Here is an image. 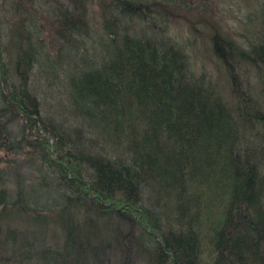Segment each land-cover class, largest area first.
Instances as JSON below:
<instances>
[{"label":"trees","instance_id":"trees-1","mask_svg":"<svg viewBox=\"0 0 264 264\" xmlns=\"http://www.w3.org/2000/svg\"><path fill=\"white\" fill-rule=\"evenodd\" d=\"M72 1L53 49L26 16L0 28V264H264V102L243 71L264 86V0L248 46L205 34L230 99L169 33L188 0Z\"/></svg>","mask_w":264,"mask_h":264},{"label":"rangeland","instance_id":"rangeland-1","mask_svg":"<svg viewBox=\"0 0 264 264\" xmlns=\"http://www.w3.org/2000/svg\"><path fill=\"white\" fill-rule=\"evenodd\" d=\"M20 4L25 7L22 6V9ZM73 5L72 0H0V28L5 31L7 27L15 22V19L26 16L28 24H35L33 27L40 30V36H42L41 38L46 47L53 49L60 43L56 30L58 27L55 18L56 13L58 16L62 7L70 9V18H74L77 9L83 12L79 6L75 7ZM94 5L96 6V4ZM94 5L88 2L84 15L88 20L85 21L92 32L89 33L90 37L86 39L90 43L93 41L94 46L97 48V46H100L102 39H100V33H98L97 26L94 25L92 20V16L96 18L95 21L98 19L97 6L95 8ZM171 8L175 10L176 16H172L169 20V26H167L169 33L174 34L180 41L187 42L189 47L185 46L186 49H193L197 52L199 63H203L206 72L211 73L212 79L220 84L223 95H227V98L230 99L225 75L221 67L214 64V56L206 45L205 34L211 31L213 27H217L222 34H226L248 46L250 42L258 39L257 35L253 34L258 32L260 27L258 20L261 0H188V3L172 5ZM193 50L190 51L191 54H193ZM35 69L37 73L35 72L36 74L31 77L34 84H30V88L36 92L43 101V107L49 110L50 113L56 116L65 114L64 109L59 104L60 102L65 104L64 97L60 95V89L63 85L62 80L54 78V81L51 82L48 76L42 75L43 72L38 67ZM243 71H246L254 94L264 102V86L261 84L255 68L248 64V66H244ZM52 194L55 195V191ZM207 199H209V196L202 202V210L207 206ZM209 209L213 211L215 207L209 206ZM203 216L205 217L204 214Z\"/></svg>","mask_w":264,"mask_h":264},{"label":"bare ground","instance_id":"bare-ground-1","mask_svg":"<svg viewBox=\"0 0 264 264\" xmlns=\"http://www.w3.org/2000/svg\"><path fill=\"white\" fill-rule=\"evenodd\" d=\"M177 0H175V2H176ZM184 1V0H183ZM177 2H179V1H177ZM181 2V1H180ZM260 15V14H259ZM260 17V16H259ZM259 23H260V21H259ZM86 37V36H85ZM212 37V36H211ZM86 38H88V36L86 37ZM211 40V39H210ZM211 44V43H210ZM225 69V68H224Z\"/></svg>","mask_w":264,"mask_h":264}]
</instances>
